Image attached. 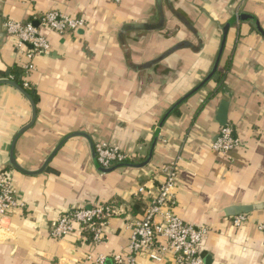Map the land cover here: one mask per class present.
Returning <instances> with one entry per match:
<instances>
[{
  "label": "crops",
  "instance_id": "0c3cea01",
  "mask_svg": "<svg viewBox=\"0 0 264 264\" xmlns=\"http://www.w3.org/2000/svg\"><path fill=\"white\" fill-rule=\"evenodd\" d=\"M83 17L87 28L67 35L43 33L49 55L36 56L28 76L36 108L34 123L16 140L14 154L37 170L67 134L83 132L143 160L164 113L211 69L221 27L232 15H253L264 30V0H0V72L19 68L24 57L4 33L5 18L26 21L48 10ZM153 30L126 24L157 23ZM229 63L223 84L209 80L165 119L149 163L142 168L96 170L88 140H67L39 174L13 170L24 204L0 230V264L106 263L128 243V223L142 212L141 185L161 180L158 168L179 159L175 213L197 227H210L202 243L209 264H264V237L251 222L234 227L224 210L264 202V38L251 21L228 30L219 69ZM208 97V98H207ZM207 98V99H206ZM228 102L227 122L241 144L229 153L211 148L220 125L217 109ZM31 119L19 91L0 85V170L8 166L15 133ZM111 203L116 210L102 241L92 245L78 225L63 239L51 237L63 210ZM264 221V209L249 214ZM139 264H162L146 255Z\"/></svg>",
  "mask_w": 264,
  "mask_h": 264
},
{
  "label": "built area",
  "instance_id": "2783aa9c",
  "mask_svg": "<svg viewBox=\"0 0 264 264\" xmlns=\"http://www.w3.org/2000/svg\"><path fill=\"white\" fill-rule=\"evenodd\" d=\"M119 4L121 0H111ZM37 26H35V24ZM5 33L15 39V52L22 55L24 61L19 65L24 89L30 88L28 76L35 70L34 60L38 55H49L51 43L43 31L55 35H67L87 28L83 17H72L58 10H48L26 21L5 18L2 23ZM12 80L14 75H7ZM2 78V77H0ZM241 144L231 122L220 126L211 148L217 153H229ZM96 160L102 167L121 162H135L138 158L109 142L94 144ZM179 159L158 168L161 180L158 184L138 187L135 197H145L142 212L128 223L130 234L127 246L111 256V264H139L138 258L146 255L150 260L162 264H205L202 243L210 227L200 226L184 220L175 213L177 199L175 195ZM13 170H0V230L5 226L11 213L24 204L17 196L13 184ZM116 214L115 207L109 204L95 205L63 210L52 222L50 235L60 240L72 233L78 225L89 235L92 245H98L105 234L111 217ZM234 227H243L253 223L264 237V221H252L249 214L230 217ZM88 257L91 264H107L102 254Z\"/></svg>",
  "mask_w": 264,
  "mask_h": 264
},
{
  "label": "water",
  "instance_id": "95a60500",
  "mask_svg": "<svg viewBox=\"0 0 264 264\" xmlns=\"http://www.w3.org/2000/svg\"><path fill=\"white\" fill-rule=\"evenodd\" d=\"M158 5H160V0H157ZM163 15L160 16V21L157 23H136V24H126L121 27L123 31L127 30H153V29H158L162 26V18ZM246 22V21H251L253 24L254 28L258 31V33L264 38V30L261 28L258 20L251 14L248 13H239L232 15L229 20L221 27V38H220V43L219 47L213 62V65L207 75L200 81L199 84H197L193 89H191L189 92L181 96L175 103L164 113L162 118L160 119L157 127L155 128L154 135L151 141V144L149 146L148 152L146 157L138 162H121V163H116L112 164L109 167H102L99 165V163L96 160V155H95V150H94V143L92 142L91 138L89 135L83 132H73L70 134L65 135L59 143L54 147L53 151L48 155V157L45 159L44 163L42 166L37 169V170H28L23 168L16 160L15 154H14V147H15V142L17 138L26 130L28 129L35 121L36 118V108H35V103L32 98V93L28 92L26 89L21 87L19 84H17L15 81L9 79L7 75L9 74V71L5 73V77L0 78V85H9L13 88H15L17 91H19L26 99L29 101L31 105V119L29 123L25 124L22 126L14 135L13 139L11 140L10 147H9V158H8V166L11 169H15L20 173L26 174V175H34V174H39L44 169L47 167L48 163L51 161L52 157L56 154L58 149L69 139L77 136H82L85 137L90 145L91 149V155H92V160L93 164L96 168V170L100 173H108L111 172L117 168H142L146 166L152 156L155 144L157 140L159 139V130L163 125V122L165 119L177 108L178 105H180L185 99H187L189 96L197 92L201 87H203L209 80L214 79L218 67H219V62L220 58L225 46V41L226 37L228 34L229 28L235 23V22ZM35 26H37L36 23H34ZM82 31V30H79ZM5 33V31H4ZM6 34V33H5ZM7 35V34H6ZM227 112H228V102L227 101H221L218 109H217V121L220 126L224 125L227 122ZM4 169V167H3ZM264 209V202L260 203H253V204H243V205H231L225 208L224 213L228 217L240 215V214H250L254 211L262 210ZM205 264H209L208 259L204 258Z\"/></svg>",
  "mask_w": 264,
  "mask_h": 264
},
{
  "label": "trees",
  "instance_id": "16d2710c",
  "mask_svg": "<svg viewBox=\"0 0 264 264\" xmlns=\"http://www.w3.org/2000/svg\"><path fill=\"white\" fill-rule=\"evenodd\" d=\"M229 67V63H226L225 66L222 69H219L214 77L215 82L217 83V88H220L222 86V82L224 80V74L225 71L228 69ZM12 75H14V77L12 78L13 81H15L17 84H19L20 86H22V81L19 78V75L21 74L19 68H15L14 71L10 72ZM0 77H5V73L4 72H0ZM28 92L32 93V97L34 98V94L31 91L30 88L26 89ZM208 98V97H207ZM206 98V99H207Z\"/></svg>",
  "mask_w": 264,
  "mask_h": 264
}]
</instances>
